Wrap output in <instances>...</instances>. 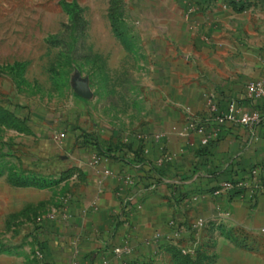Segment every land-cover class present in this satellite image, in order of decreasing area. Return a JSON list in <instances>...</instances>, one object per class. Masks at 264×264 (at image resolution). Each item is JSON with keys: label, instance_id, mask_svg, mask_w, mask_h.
I'll return each mask as SVG.
<instances>
[{"label": "crops", "instance_id": "0c3cea01", "mask_svg": "<svg viewBox=\"0 0 264 264\" xmlns=\"http://www.w3.org/2000/svg\"><path fill=\"white\" fill-rule=\"evenodd\" d=\"M136 1L128 90L132 106L146 110L126 126L109 116L71 119L64 147L51 154L55 173L69 171L70 193L45 236L46 264H176L165 240L187 241L199 219L198 234L208 227L214 243L212 264L222 247L256 256L264 249V96L250 100L245 86L264 79V0L242 11L228 0ZM211 94L218 114L263 118L221 123L209 115ZM193 118L217 136L202 144ZM233 178L251 186L233 194L225 187Z\"/></svg>", "mask_w": 264, "mask_h": 264}, {"label": "rangeland", "instance_id": "374dc122", "mask_svg": "<svg viewBox=\"0 0 264 264\" xmlns=\"http://www.w3.org/2000/svg\"><path fill=\"white\" fill-rule=\"evenodd\" d=\"M136 3L0 0V264L47 262L45 236L70 193L69 171L55 173L51 154L64 147L71 119L109 116L126 126L146 110L132 106L136 67L114 28L134 35ZM37 176L45 186L21 184ZM209 231L165 243L195 255L199 245L212 248ZM253 250L256 256L222 247L216 264H264V249Z\"/></svg>", "mask_w": 264, "mask_h": 264}, {"label": "built area", "instance_id": "2783aa9c", "mask_svg": "<svg viewBox=\"0 0 264 264\" xmlns=\"http://www.w3.org/2000/svg\"><path fill=\"white\" fill-rule=\"evenodd\" d=\"M245 89H246L247 97L252 101L263 97L264 96V79L249 81L246 84ZM209 100H210L209 115L221 123H224L226 121H233V122H237V123L244 124V125L255 126L263 118L261 113L257 110L242 112L240 109L232 108L229 111V113H227V114H220V113L218 114V104H217V101L215 99V96L211 94L209 97ZM200 120H198V119L195 120V118H193L192 120H190L189 127L192 129H195L199 134H201V136H202L201 143L202 144H207L211 140L212 137L217 136V132H214L212 134L207 133L204 126L199 122ZM62 136H63V134H62ZM169 160H170V156L165 155L164 157H162L158 160V165H160L166 161H169ZM251 176H252L253 180L254 179L256 180L258 178V170L256 168L251 171ZM259 181L260 180H258L257 185L254 186L257 189V192L261 189ZM249 184L250 183L244 181L241 183H237L236 186H240V187L241 186H247V187H249V186H251ZM234 186L235 185L233 183H230V182L225 183V187L228 189H232ZM204 224L205 223H204L203 219H199L193 225L192 228H193V230L195 229V231H198V229L200 227H203ZM183 251L185 253H187L190 251V248H188V251H186L185 249Z\"/></svg>", "mask_w": 264, "mask_h": 264}, {"label": "trees", "instance_id": "16d2710c", "mask_svg": "<svg viewBox=\"0 0 264 264\" xmlns=\"http://www.w3.org/2000/svg\"><path fill=\"white\" fill-rule=\"evenodd\" d=\"M228 2L238 11H242L248 6L247 3H242L237 0H228ZM66 8L70 7V4H65ZM116 35L121 41V43L126 47V49L131 50L132 44L130 43V36L126 34L124 31V27L120 28L115 25ZM251 172V171H250ZM241 180H235L234 178L231 180V183H233L235 186L232 188L233 194H238L241 189L236 186L237 183H239ZM21 184L24 185H36V186H45V179L43 177L37 176L36 178L31 177L29 181L26 179H22ZM189 230L191 231L190 236L186 239L188 242H191L192 239V231L193 228L191 226H188ZM206 244L199 245L197 252L195 255H191L189 253H184L182 249L174 246V245H167L168 250L172 253L174 262L176 264H203L205 261L208 262L207 264H212L214 261V258L207 253Z\"/></svg>", "mask_w": 264, "mask_h": 264}, {"label": "water", "instance_id": "95a60500", "mask_svg": "<svg viewBox=\"0 0 264 264\" xmlns=\"http://www.w3.org/2000/svg\"><path fill=\"white\" fill-rule=\"evenodd\" d=\"M80 92L82 94H87V91L84 89V86H81Z\"/></svg>", "mask_w": 264, "mask_h": 264}]
</instances>
